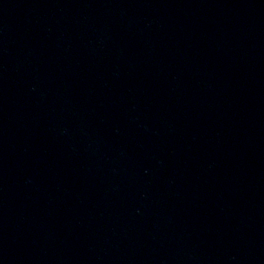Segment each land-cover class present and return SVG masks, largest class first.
I'll return each instance as SVG.
<instances>
[{"label":"water","instance_id":"1","mask_svg":"<svg viewBox=\"0 0 264 264\" xmlns=\"http://www.w3.org/2000/svg\"><path fill=\"white\" fill-rule=\"evenodd\" d=\"M0 264H264V0H0Z\"/></svg>","mask_w":264,"mask_h":264}]
</instances>
